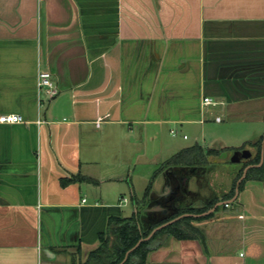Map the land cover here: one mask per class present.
Instances as JSON below:
<instances>
[{"label": "crops", "instance_id": "crops-1", "mask_svg": "<svg viewBox=\"0 0 264 264\" xmlns=\"http://www.w3.org/2000/svg\"><path fill=\"white\" fill-rule=\"evenodd\" d=\"M41 70L59 90L53 99L39 89ZM8 114L24 121L0 122V264H110L113 248L92 255L109 219L147 208L174 175L199 170L153 173L168 129L192 139L174 144L179 153L219 151L210 147L219 136L253 127L257 140L241 136L246 144L232 151L250 145L261 151L250 169L264 163V0H0V116ZM247 167L221 198L202 194L212 191L208 172L201 183L191 175L185 202L192 192L202 197L193 208L224 202L222 220L220 206L194 217L195 238L159 237L145 264H264V181L246 180L250 169L242 179ZM76 175L95 183L62 185Z\"/></svg>", "mask_w": 264, "mask_h": 264}, {"label": "trees", "instance_id": "trees-1", "mask_svg": "<svg viewBox=\"0 0 264 264\" xmlns=\"http://www.w3.org/2000/svg\"><path fill=\"white\" fill-rule=\"evenodd\" d=\"M218 153L219 151L215 150H210L205 153V150L199 145L186 148L177 154V157L182 159L179 160V162H176L175 165H172V167H175L173 168V170L177 171L183 169V167H185V169H188V167L196 166L199 171H202L203 173L207 172L206 170H204V165L209 163L207 155L210 156L212 154ZM260 161L261 151L257 154L256 157L251 159L249 162L245 163L243 167L250 163L259 164ZM181 165L183 167H180ZM243 170L244 169L240 170L237 179L241 177ZM205 177L206 176L203 175V178ZM248 179L264 181V163L261 167H255L250 169L247 174L246 180ZM75 182L95 183L94 180L83 175H76L71 178L61 180L63 186ZM152 187L153 181H151L148 187L146 188L143 200H146L149 196L153 195ZM189 194L192 197V204H187L185 202L187 195L181 194L177 199H175L177 201H173L174 205L176 204V202H178L176 206L178 207V209L173 210L168 215H164L159 212L145 211L146 207H143L138 208V211L132 214V216L130 217H111L108 222V228L106 233H102L100 235L101 247L97 251H94L92 255L95 256L97 255V253L103 250L113 248V261H111L110 264H120L125 259L127 252L134 248L140 239L148 237L155 228L183 214L204 213L214 207L215 203L218 201H211L203 208H193L194 202H196L198 199H201L202 197L198 196L200 195L199 193L192 192ZM233 195L234 192L230 193L226 197L230 198ZM212 216L213 214L198 218L197 220H206L208 218H211ZM194 220H196V218L194 217H184L178 220L177 222L158 231L150 240L141 243V245L129 255L127 261L124 264H145L148 252L155 248L154 242L161 236H173L181 240L195 238L200 232L192 224ZM105 252L106 251H104V254ZM107 258L111 259L112 257L109 256Z\"/></svg>", "mask_w": 264, "mask_h": 264}, {"label": "rangeland", "instance_id": "rangeland-1", "mask_svg": "<svg viewBox=\"0 0 264 264\" xmlns=\"http://www.w3.org/2000/svg\"><path fill=\"white\" fill-rule=\"evenodd\" d=\"M238 133H242L240 136L238 135ZM251 133V140H257L258 135H257V131L256 129H254L253 127H249V126H239V127H234L229 131V137H221L219 139H216L212 145L210 146L211 148H217L219 150L218 154H212L210 156L207 155L208 157V161L210 164V171L207 173V180L209 179V185L211 186L212 191H204L202 192L203 195H217L218 197H223V194L225 193V191H228L232 188H234L235 184L237 183V177L240 173L241 168L244 166V163H238V164H233V163H229L228 162V158L229 155L232 151L233 148H239L243 145H245V141L241 140V136H245ZM180 136L179 135H172L169 131V129L167 130V132L163 135V142L165 145H167L169 147L164 149V157H166V159L163 161L162 167H158L157 169H155V171H153V173L155 172V174L157 172H162L163 170L166 172L169 170V168L172 167V165L176 162H179V160H181L182 158H178L177 154L178 153H172L174 151V144H182L184 146H190L192 144V139L190 138L189 140H184L183 137L180 140L179 139ZM248 149H251L254 152V155H256L255 150L250 146L247 145ZM207 153V152H205ZM154 169V168H152ZM138 170V169H136ZM206 174V173H205ZM137 179V177H136ZM206 179V178H204ZM206 180V181H207ZM138 181V180H137ZM145 184L143 185V182L138 181L136 182V188H137V194L138 196H142L144 193V187ZM191 189H195L196 186L194 184V180L191 181L190 186ZM202 206V202H198L196 204V206ZM132 205H125L124 206V212H125V216H130L132 214ZM224 211V205L220 206L218 208V214L217 216H215V218L222 220V212ZM213 224V220L210 221ZM222 225V224H221ZM214 227V226H213ZM219 230H222L223 228L219 227ZM217 231V230H215Z\"/></svg>", "mask_w": 264, "mask_h": 264}, {"label": "water", "instance_id": "water-1", "mask_svg": "<svg viewBox=\"0 0 264 264\" xmlns=\"http://www.w3.org/2000/svg\"><path fill=\"white\" fill-rule=\"evenodd\" d=\"M255 155H254V152L251 150V149H248V148H243V149H240V150H233L231 151L230 155H229V158H228V162L229 163H233V164H238V163H247L248 161H250V159L254 158ZM252 166H248L246 169H245V172H244V175L242 177V179L245 177V175L247 174V171L251 168ZM241 179V180H242ZM240 180V181H241ZM186 181H187V178H185V184H186ZM224 202H220L218 203L215 208H217L218 206H221L223 205ZM214 209H211L209 210L208 212L206 213H203V214H200V215H192V214H186V215H182V216H179L163 225H160L159 227L155 228L148 237L146 238H143V239H140L139 242L136 244V246L134 248H132L131 250H129L127 252V255H126V258L124 260V262L127 261L129 255L134 251L136 250L140 245L141 243L145 242V241H148L150 240L158 231L162 230L163 228L177 222L178 220L184 218V217H202V216H206L208 214H210L211 212H213ZM170 210L169 208H166L164 207L163 205H158V206H152V203L145 209V211H149V212H164V213H170ZM172 210H176V208L172 209ZM123 262V263H124Z\"/></svg>", "mask_w": 264, "mask_h": 264}, {"label": "flooded vegetation", "instance_id": "flooded-vegetation-1", "mask_svg": "<svg viewBox=\"0 0 264 264\" xmlns=\"http://www.w3.org/2000/svg\"><path fill=\"white\" fill-rule=\"evenodd\" d=\"M243 148H246V147H242L240 149H243ZM240 149H235V150H240ZM248 165H246L245 167H247ZM191 175L192 176L195 175L194 176V180L195 181L199 180V183H201L204 180L202 171H199V170L193 171ZM191 175L190 174H186V175H182V176L181 175L180 176L174 175V178H176V180H175L176 182L175 183L173 182L174 178L170 179V185L168 186V190H167L166 194L162 198H160L159 200H154L152 206L156 207L157 205H161L162 204L166 208H169L171 210L173 208H176L178 202H176L175 205H174V202H173L176 199V196H177V193H176L177 191H175V190L177 189V190H179L180 193L185 194L186 193V191L184 189V187L186 185L185 184V178H187L185 176H188L190 178ZM190 179H189V181H186V183L187 182H191L192 179L191 180ZM206 198L208 199V197H206ZM209 199H210V197H209Z\"/></svg>", "mask_w": 264, "mask_h": 264}, {"label": "built area", "instance_id": "built-area-1", "mask_svg": "<svg viewBox=\"0 0 264 264\" xmlns=\"http://www.w3.org/2000/svg\"><path fill=\"white\" fill-rule=\"evenodd\" d=\"M38 85H39V89H45V91L48 94L50 99L55 98L59 94V90H58L56 84L54 83V81L52 79V75L49 71L41 70L39 72ZM205 103L209 105V104H213L214 102L211 98H206ZM216 120L221 121V118L218 117V118H216ZM23 121H24L23 117L21 115H18V114H8V115H1L0 116V122L1 123H21ZM102 121H103L102 118L98 119V121L96 122V125L100 126Z\"/></svg>", "mask_w": 264, "mask_h": 264}]
</instances>
